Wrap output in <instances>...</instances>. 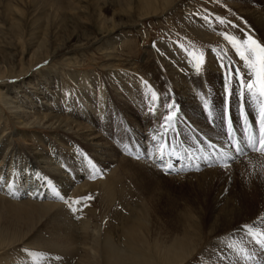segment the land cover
<instances>
[{
    "label": "bare ground",
    "instance_id": "1",
    "mask_svg": "<svg viewBox=\"0 0 264 264\" xmlns=\"http://www.w3.org/2000/svg\"><path fill=\"white\" fill-rule=\"evenodd\" d=\"M175 1L0 0V179L7 180L3 179L4 174L10 171L6 173V168L20 154L12 143L13 136L22 135L24 140L31 141L29 149L34 161L37 159L49 165L52 156L58 162L61 158L65 159L75 166V173L79 174L82 169L81 179L85 183L87 177L99 174L101 183L119 206L115 218L119 227V241L109 233L103 234L101 239L100 233L98 237H91L89 233V238L86 232L80 235L75 233L64 222L60 203L50 200L67 198L70 185L63 178L64 174L49 175L56 185L55 191H41L45 187L39 186L32 177L26 179V187L19 184L18 188L13 189L8 186L10 196L22 197L8 200L0 196V264H11L6 261L13 253L8 249L20 242L57 252L49 254L48 262L42 264H68L61 257L76 251L81 252V264H184L193 257L199 244V233L203 230H200L194 218L200 216V212L180 205L175 212L172 230L166 235H155L149 227V211L140 191L148 198L154 192L147 187L144 190L135 180L144 179L150 187L156 186V179L165 178L191 183L195 178L196 183L216 182L218 189L208 215L207 237L224 233L249 218L243 213L245 207L241 204V197L246 199L247 192L250 209H255V212L262 209L264 212V153L246 148L247 155L236 156L232 150L235 139L245 145L242 134L246 126H257V133L260 131V102L256 100L259 108L255 109L254 100L248 93L245 91L241 95L239 79L238 99L229 97L226 83L222 85L211 77V73L217 72L212 56L205 59V68L210 71H206L203 83L197 75H191L190 70L182 74L165 60V75L172 94L167 106L164 105L167 107L164 114L160 112V106L151 112L135 104L144 86H136V82L131 80L128 82L117 71L116 83L111 84L108 94L102 90L99 97L95 93L98 89L95 74L92 77L88 72L68 71L76 94L82 97L81 106L69 101L62 85L56 82L54 72L51 73V66L55 64L75 66L77 69L82 67L76 61V54L86 49L100 51L107 59V68H113L116 58L112 54L115 43V39H112L115 35L121 30L135 28L145 17L157 16ZM232 5L264 37V8L245 3L233 2ZM198 30L202 31L201 28ZM260 41L264 45V39ZM178 60L187 64L183 57ZM233 71H239L243 79L251 75L250 70L240 62L234 64ZM229 75L228 70L226 79ZM83 82L89 86H84ZM105 101L109 103L104 113L106 120L101 112ZM116 108L124 119L122 122L126 126L127 139L132 144V152L124 147L123 141L116 135L121 132L118 133V125L114 121ZM171 113H175V116L168 121L166 118ZM99 118L106 121L104 125H108L105 126L109 127L107 131L99 124ZM12 123L17 127L15 131H11ZM170 130L174 132L173 140L170 139ZM46 133L54 140L46 137ZM221 150L235 156V159L228 161V167H223V161L219 160ZM86 152L97 161L92 171L85 162ZM123 152L135 158L121 155ZM168 165L172 166L171 169ZM244 172L248 173V184L243 182ZM127 181L137 186L138 191H133L135 188H131ZM237 191L241 197H238ZM129 201L143 202L142 212L138 213L140 211L133 208L135 205L127 208ZM85 221L88 223L89 220ZM76 244L81 245L78 248ZM59 247L66 248L67 253L59 251ZM232 254L231 250L225 249L220 257L218 254L213 256L211 262L242 264Z\"/></svg>",
    "mask_w": 264,
    "mask_h": 264
},
{
    "label": "rangeland",
    "instance_id": "2",
    "mask_svg": "<svg viewBox=\"0 0 264 264\" xmlns=\"http://www.w3.org/2000/svg\"><path fill=\"white\" fill-rule=\"evenodd\" d=\"M233 2L245 3L251 7L264 8V0H177L164 11L157 14V16L154 15L145 17V19L140 21L139 25L134 26L135 28L121 30L115 35V38L112 39H115V43L112 47V54L116 58L114 59L115 64L113 65V68H107V59L103 54L100 53V51H94L95 49H86L84 50L85 52L82 51V53L78 52L76 54V61L78 60L77 63L81 64L82 67L77 69L75 66L55 64L56 66H51V73L54 72L53 74H55L56 82L62 85L66 97H69V101L71 103H79V106H81L83 105V103H81L82 97L81 95L79 96L78 93L76 94V87L71 84L68 77V71L72 72L74 70L81 73L88 72L92 77H95L96 75L94 81H96L98 86V89L95 92L97 96L100 94V92H102V90L105 94H108V91L111 89V84H115L117 81L115 78V72L117 71L116 73L120 74L124 79H128V82L131 80L133 83L136 82V86H144V90L142 92L141 89L140 98L136 100L137 102H134L135 104L137 103L138 106H143L146 110L149 109L151 112L155 111V107H161L160 112L164 114L166 112L165 108H167L165 106H167V101L172 94V91L169 89L170 86L168 84V79L165 75L167 73L165 68V60L168 61L173 67L177 68L179 72H183L182 74H185V72L187 73V71L190 70V74L194 76L197 75L198 79H200L203 83L205 80V73L207 70H209V68H205V59L210 55L212 56L213 62L217 67V72L211 73V77L222 85L226 83L225 88H228L229 97L238 99L239 87L237 85V79L234 78L232 74H230L227 80V76L225 75L228 70H233L234 64L240 62L241 65H244V61L240 59L233 45L224 39V34L235 37L241 43L246 40L248 36H251L258 43L262 44L260 39H264V37L247 17L238 12L236 7L232 5ZM197 27L201 28L202 31L198 30ZM201 55L203 56V64L201 65L200 71L197 72V58ZM179 57H183L187 63V66L185 63L179 62ZM79 59L82 61L80 62ZM40 69L42 70L43 68ZM165 79H167V81ZM83 83L84 86H89L85 84V82ZM146 93L148 94V97ZM153 94H155V99H153ZM248 95L250 96V94ZM141 98L145 99L142 101ZM105 104L106 105H103V108L101 109L103 115L102 118H105L104 113H106L109 107V105H107L109 104L107 101H105ZM254 105L255 109L259 108L258 102L256 100H254ZM97 112L99 111L97 110ZM101 112H99L100 116H102ZM114 112V114H117V117L114 115V121L115 124L118 125V133L121 130V132L116 135L120 141H123L122 143L124 147H126L129 152H132V148H130L132 147V144H130L127 139L126 126L123 125L122 121L124 119L120 113L121 111L116 108L114 109ZM99 120L102 121H99V124L101 123L107 131L109 127H105L108 126L104 125L106 121L104 122V120L101 118H99ZM117 121H119V124ZM168 126H170L171 129L170 123ZM16 129L17 127H15V125L12 123L11 131H15ZM170 131V139L173 140L174 132L173 130ZM45 135L48 138L50 137L51 140H54L50 134L46 133ZM12 143L16 146V148L19 149L20 154H18V157L14 159L12 164L13 166L11 165L8 167L9 169L6 168V173L9 170L10 171L7 174H4L3 179L7 180H4V182L2 179H0V196L8 200L10 198H21L22 196H10L7 187L10 186V188L16 189L19 187V184L23 185V187H26L28 183V180L26 179L29 177H32L33 181L37 182L39 186L45 187V189L43 188L41 191L43 190L44 192L46 189V191H55L54 188L56 185H54V180H51L49 175L64 174L63 178H65L70 185V189L68 190L69 192H67V198L65 199L66 201L64 199H50L60 203V207H62L61 212L64 216V222L77 234L86 232L90 238V234L91 237H98V234L100 233L99 238L101 239L104 236L103 234L109 233L113 239H118L119 241V236L117 235L119 227L117 219H115L117 218L119 206L115 199H111L112 197L109 195V191L101 183L102 177L99 176V174L98 176L95 174L89 178L87 177L88 180L85 183L83 182V179H81L82 169L80 173L78 172L79 174L75 173L77 172L75 166H72L69 162H66L65 159L61 158V161L58 162V160L52 156V163L49 165L46 163L44 164L43 162H38L37 159L34 161L29 149L31 141L24 140L22 135H14ZM121 155L125 156L127 154L123 152ZM86 156L85 162L88 163V166H90L89 170L92 171V166L95 167L97 161L92 156L88 155V153ZM127 156H132V158H135L133 155L128 154ZM79 166H82V162L79 164ZM239 177H241V175ZM247 178H249L248 173L244 172V177H242V179L246 184H248ZM142 180L143 181H135H137V183L139 182V186L142 188L144 187V190H146L147 187V189L150 188L154 192L153 195L149 196L148 198L145 196L146 194L142 190L140 191V193L142 192L141 194L144 196L143 200H145V204L148 207V222L149 227H151L150 229H153V234L162 236L168 234V232L172 230L174 226L175 212L178 211L177 208L180 205L187 206L198 213L200 212V216H195L194 220L197 222V224H199L198 227H200V230L202 229L203 231L202 233H199V244L196 251L192 255L193 257L188 259L184 264H213V261L211 262V258L216 256V254H218L220 257V255L223 254V250L225 249H227V251L231 250V254L234 253L232 255H235L237 258H239L242 264H261V262H264V250H262L261 246L255 242L256 239H264V236L259 235L260 233L264 232V212L262 209L256 212L255 209H250L251 201L247 200L248 192L246 199L242 198L238 191L236 194H238V197L243 199L241 201V204L245 207L243 213H245L249 218L245 219L244 223L242 222L236 224L235 226L238 228L234 226V228L224 233H217L216 235H210L207 237L206 226L209 221L208 215L214 204V202H212L214 201L213 197L216 190L218 189L216 182L196 183L197 178H195L191 183L186 180L181 182V180H174L172 178H167L166 180L165 178V180L156 179L159 182L155 181L156 186L150 187L149 184L146 183V180ZM163 181L164 183H160ZM128 182L131 184L130 181H127V183ZM130 187L135 188L132 189L133 191L137 190V186H135L133 183L130 185ZM32 199H34V197H32ZM128 207H133L136 209V211H140H137L138 213H141L144 203H132L129 201L127 208ZM83 219L89 220L88 223L87 221L84 222ZM81 223L83 225H81ZM244 225L252 226L251 234H249L247 229L242 227ZM204 244L206 247H204ZM29 245L30 244L26 245L25 243L20 242L17 243L13 248L8 249L10 253L11 251L13 253L7 257L6 261L11 264H42L43 262H48L49 254L57 253L45 247H34L33 245ZM80 245L81 244H76L75 246L79 248ZM58 250L67 253V251L65 252L66 248L64 247H59ZM210 251H212L211 254ZM76 252L69 256L66 255L61 257V259L64 261L66 260V263L68 264H81L79 263L81 252ZM204 253L206 257L204 256ZM219 262H223V260H220Z\"/></svg>",
    "mask_w": 264,
    "mask_h": 264
},
{
    "label": "snow or ice",
    "instance_id": "3",
    "mask_svg": "<svg viewBox=\"0 0 264 264\" xmlns=\"http://www.w3.org/2000/svg\"><path fill=\"white\" fill-rule=\"evenodd\" d=\"M224 39L233 45L240 59L244 61L245 67L251 72V75L247 79L241 78L239 71H233L230 69V74H232L234 78L239 79L242 89L241 95H244L246 91L250 94L253 100L260 102L261 115V136L259 139L249 137L246 145H241L240 143L233 141L232 146L235 149L236 156L247 155L246 148L251 151L264 153V45L258 43L251 36H248V38L242 43L228 34H224ZM202 64L203 56L201 55L197 58V72L200 71ZM153 99H155V94H153ZM168 107L171 108L172 105H168ZM205 107H207V104H205ZM174 116L175 113H171L166 119L172 121ZM162 148L163 146H161V150ZM233 159H235V156L231 153L222 150L219 152V160L223 161V167H228V161ZM171 167V165H168L169 169H171ZM242 227L247 229L249 234H251L252 226L244 225ZM259 235L264 236V232ZM255 242L261 246L262 250H264V239H256ZM261 264H264V262H261Z\"/></svg>",
    "mask_w": 264,
    "mask_h": 264
}]
</instances>
